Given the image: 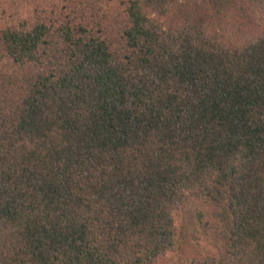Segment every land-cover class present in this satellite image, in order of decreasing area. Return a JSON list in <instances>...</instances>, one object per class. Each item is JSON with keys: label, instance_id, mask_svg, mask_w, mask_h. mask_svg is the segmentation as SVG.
<instances>
[{"label": "trees", "instance_id": "obj_1", "mask_svg": "<svg viewBox=\"0 0 264 264\" xmlns=\"http://www.w3.org/2000/svg\"><path fill=\"white\" fill-rule=\"evenodd\" d=\"M261 20L264 0H0V264H264V33L237 41Z\"/></svg>", "mask_w": 264, "mask_h": 264}, {"label": "rangeland", "instance_id": "obj_2", "mask_svg": "<svg viewBox=\"0 0 264 264\" xmlns=\"http://www.w3.org/2000/svg\"><path fill=\"white\" fill-rule=\"evenodd\" d=\"M180 3H182V1H179ZM179 2H177L175 5H173L169 15L164 19L165 23H168L169 21H174V20H178L177 16L174 15V11L178 9L179 7ZM176 12V11H175ZM231 19V18H230ZM262 23H264V20H261ZM231 24L234 28V30L236 29L235 26V22L232 20ZM216 31L220 34H224V36H228L229 33L228 32H223L224 29V25L219 24L218 27H215ZM257 29V28H256ZM231 30V28H230ZM259 30L261 29H253L250 32V35L247 36L246 38L241 37V35L239 36L240 39H237V41L239 42L240 45H245L246 43H249L248 41H251L252 39L255 38H260L261 36H263L262 34L264 33L263 30L262 32H259ZM238 37V38H239ZM201 207L200 204L193 202L191 204V206L189 207V210L183 214V213H176V220L178 224H182L185 227L186 230V243L188 246V250H190L191 252L194 251L195 249L198 248V243H197V239H198V233L196 232V222H195V215L197 210H199ZM167 258V257H166ZM160 264H167L165 258L162 259Z\"/></svg>", "mask_w": 264, "mask_h": 264}]
</instances>
